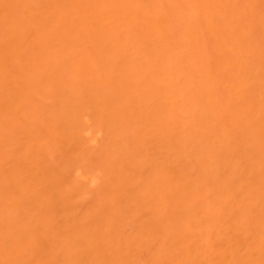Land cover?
<instances>
[{"label": "bare ground", "instance_id": "obj_1", "mask_svg": "<svg viewBox=\"0 0 264 264\" xmlns=\"http://www.w3.org/2000/svg\"><path fill=\"white\" fill-rule=\"evenodd\" d=\"M0 264H264V0H0Z\"/></svg>", "mask_w": 264, "mask_h": 264}]
</instances>
